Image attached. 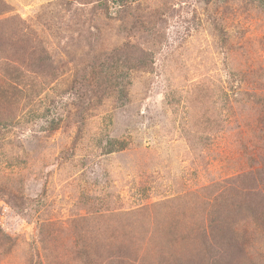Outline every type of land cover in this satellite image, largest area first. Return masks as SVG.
Returning <instances> with one entry per match:
<instances>
[{"label": "rangeland", "instance_id": "obj_1", "mask_svg": "<svg viewBox=\"0 0 264 264\" xmlns=\"http://www.w3.org/2000/svg\"><path fill=\"white\" fill-rule=\"evenodd\" d=\"M0 264H264V6L0 0Z\"/></svg>", "mask_w": 264, "mask_h": 264}, {"label": "trees", "instance_id": "obj_2", "mask_svg": "<svg viewBox=\"0 0 264 264\" xmlns=\"http://www.w3.org/2000/svg\"><path fill=\"white\" fill-rule=\"evenodd\" d=\"M258 2L264 6V0H258ZM117 64H118V63H117ZM117 64H116V65H117ZM116 65H115V67H116ZM112 144H113V145L116 144L113 148H116V149L123 148V146L121 145V143H120L119 141H116V142H110V145H112ZM113 148L108 149V152L114 151ZM112 149H113V150H112Z\"/></svg>", "mask_w": 264, "mask_h": 264}]
</instances>
